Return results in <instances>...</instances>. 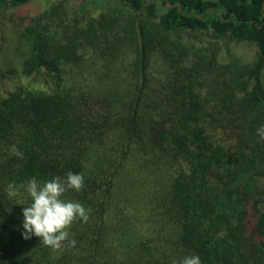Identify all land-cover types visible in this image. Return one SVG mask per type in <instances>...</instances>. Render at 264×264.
I'll use <instances>...</instances> for the list:
<instances>
[{"label": "trees", "instance_id": "16d2710c", "mask_svg": "<svg viewBox=\"0 0 264 264\" xmlns=\"http://www.w3.org/2000/svg\"><path fill=\"white\" fill-rule=\"evenodd\" d=\"M112 1L22 18L0 264H264V0Z\"/></svg>", "mask_w": 264, "mask_h": 264}, {"label": "rangeland", "instance_id": "374dc122", "mask_svg": "<svg viewBox=\"0 0 264 264\" xmlns=\"http://www.w3.org/2000/svg\"><path fill=\"white\" fill-rule=\"evenodd\" d=\"M70 6L75 7L85 1L90 9L101 11L104 4L112 0H68ZM51 0H31L24 8H8L0 12V99L5 98L15 86L23 84L18 76L19 60L24 51V41L22 39V18L33 16L44 9ZM232 50L247 65L254 57L255 48L251 45L241 44L239 46L231 45ZM221 55L227 60L229 55L227 51L221 49ZM234 54V53H233ZM221 60V62H223ZM226 69L227 68L225 66ZM235 73V72H234Z\"/></svg>", "mask_w": 264, "mask_h": 264}]
</instances>
